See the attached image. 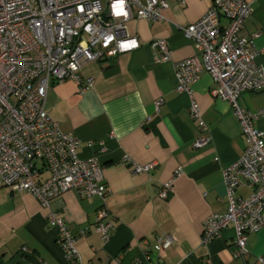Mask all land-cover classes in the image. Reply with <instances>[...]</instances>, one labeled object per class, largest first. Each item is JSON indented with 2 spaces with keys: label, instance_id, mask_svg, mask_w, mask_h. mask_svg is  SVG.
<instances>
[{
  "label": "crops",
  "instance_id": "obj_1",
  "mask_svg": "<svg viewBox=\"0 0 264 264\" xmlns=\"http://www.w3.org/2000/svg\"><path fill=\"white\" fill-rule=\"evenodd\" d=\"M168 9L159 22L132 18L126 34L139 47L115 59L83 64L82 80L93 85L83 93L72 81L53 83L46 97V112L60 130L79 140L80 159L98 158L108 193L103 200H84L75 192L65 193L52 208L67 223L76 238L74 247L82 264H258L264 257V228L247 235L248 254L232 256L233 226L207 245H201L203 223L212 214L226 210L227 193L223 172L242 155L246 140L230 105L214 99L216 87L203 73L192 89V99L176 91L174 65L190 58L201 60L200 52L182 29L199 21L211 7V0H164ZM251 15L240 36L253 38L255 51L264 50V0H244ZM107 0H101L103 7ZM227 21L220 17V26ZM167 43L171 58L156 61L152 43ZM264 65V55L256 59ZM199 108L205 125L202 131L190 117V104ZM156 102H160L158 109ZM240 109L264 110V91L242 93ZM264 134V118L254 123ZM208 140L194 148L200 139ZM102 144V145H101ZM101 145V146H100ZM128 156L137 165H155L146 174H134L122 162ZM180 173L173 178L174 172ZM49 177L47 171L40 181ZM172 182L166 199L158 197L162 184ZM248 188L236 197L247 198ZM105 209V223L112 226L110 238L102 242L96 233V213ZM47 211L27 193L16 194L0 186V264H68L56 243V230L47 222ZM86 230L85 237L79 232ZM170 235L174 244L156 250L158 237Z\"/></svg>",
  "mask_w": 264,
  "mask_h": 264
},
{
  "label": "built area",
  "instance_id": "obj_2",
  "mask_svg": "<svg viewBox=\"0 0 264 264\" xmlns=\"http://www.w3.org/2000/svg\"><path fill=\"white\" fill-rule=\"evenodd\" d=\"M113 3L107 0L103 7L101 0H0V186L12 193L31 195L47 211V222L56 230V243L68 264L82 261L74 247L76 238L52 208L53 202L70 191L84 200H103L108 189L98 158L80 159L79 140L63 133L48 116V90L53 83L65 81L76 83L80 93L91 88L92 79L79 77L80 67L136 50L139 43L126 34L127 22L132 18L159 22L168 9L164 0H126L125 18L112 14ZM251 11L244 0H211V7L200 20L182 29L183 36L200 52L201 60L193 57L174 65L176 91L191 99V87L201 74L211 77L216 85L211 96L230 105L246 140L240 158L223 172L226 210L205 219L200 242L207 245L232 225V256L236 260L248 254L247 235L264 228V134L254 128L255 121L264 118V110L250 113L237 105L242 93L264 91V65L256 63L264 50H254L252 39L257 34L240 36ZM220 17L227 21L224 28ZM133 40L138 46L121 50L122 42ZM152 48L158 53V63L170 60L166 42H154ZM160 104L156 102L155 108ZM189 111L204 131L193 100ZM207 142L200 138L194 148H202ZM122 162L130 165L134 174H146L155 166L137 165L128 156ZM43 171L49 177L40 181ZM179 173L180 168L173 178ZM172 182L162 184L157 194L160 199H166ZM239 188H248L250 195L236 197ZM107 214L105 209L96 213L95 231L102 242L109 240L112 231V226L104 222ZM86 234L81 230L79 237ZM173 244V237L164 235L157 238L154 247L166 250ZM257 263L264 264V257ZM134 264L149 263L138 260Z\"/></svg>",
  "mask_w": 264,
  "mask_h": 264
},
{
  "label": "clouds",
  "instance_id": "obj_3",
  "mask_svg": "<svg viewBox=\"0 0 264 264\" xmlns=\"http://www.w3.org/2000/svg\"><path fill=\"white\" fill-rule=\"evenodd\" d=\"M112 14L116 17L124 16L126 18L128 16L126 0H114V3L112 4ZM109 39L111 40L112 38L110 37ZM136 46L138 45L134 40L131 42H122L120 44L121 50H129Z\"/></svg>",
  "mask_w": 264,
  "mask_h": 264
}]
</instances>
